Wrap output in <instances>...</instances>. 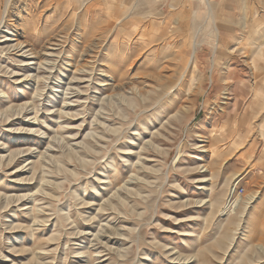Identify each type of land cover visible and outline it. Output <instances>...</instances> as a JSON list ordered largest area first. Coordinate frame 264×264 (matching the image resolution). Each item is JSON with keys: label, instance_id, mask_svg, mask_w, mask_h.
Listing matches in <instances>:
<instances>
[{"label": "rangeland", "instance_id": "1", "mask_svg": "<svg viewBox=\"0 0 264 264\" xmlns=\"http://www.w3.org/2000/svg\"><path fill=\"white\" fill-rule=\"evenodd\" d=\"M20 16L0 33V264H264V0Z\"/></svg>", "mask_w": 264, "mask_h": 264}, {"label": "bare ground", "instance_id": "2", "mask_svg": "<svg viewBox=\"0 0 264 264\" xmlns=\"http://www.w3.org/2000/svg\"><path fill=\"white\" fill-rule=\"evenodd\" d=\"M27 0H5V9H4V15L3 18L1 20V23L3 26L0 27V33H1V28H3L4 26L8 25V21H10V19L16 15V20L12 22L14 29V34L12 35V37H15L16 39H14L13 41H17V36L21 33L20 30L23 32L24 28H22L23 26H20V21L24 20V18H22L21 16L19 17V10H20V5L24 4ZM37 1V0H36ZM15 10V12L13 11ZM87 12V11H86ZM23 25L27 26L28 22L24 21ZM5 28V27H4ZM21 28V29H19ZM48 30V29H47ZM217 30V29H216ZM219 33V32H218ZM35 36V35H34ZM1 38V37H0ZM39 38V37H38ZM7 40H5L6 42ZM19 41V40H18ZM23 43H18L15 44L14 46H10L8 49L10 50L11 48H13V51H17L20 52V48L22 46ZM23 50V49H22ZM8 53V52H7ZM14 53V52H13ZM191 64V62H190ZM136 77V76H135ZM172 90V89H171ZM263 91L259 90L256 91L254 90V98H258V97H262ZM255 101V100H254ZM264 132V129L262 130ZM262 137H264V133H262ZM264 164V163H263Z\"/></svg>", "mask_w": 264, "mask_h": 264}, {"label": "built area", "instance_id": "3", "mask_svg": "<svg viewBox=\"0 0 264 264\" xmlns=\"http://www.w3.org/2000/svg\"><path fill=\"white\" fill-rule=\"evenodd\" d=\"M243 188L242 187H235V189H234V193L236 194V195H240L242 192H243Z\"/></svg>", "mask_w": 264, "mask_h": 264}]
</instances>
